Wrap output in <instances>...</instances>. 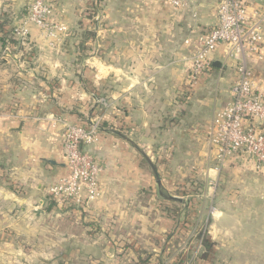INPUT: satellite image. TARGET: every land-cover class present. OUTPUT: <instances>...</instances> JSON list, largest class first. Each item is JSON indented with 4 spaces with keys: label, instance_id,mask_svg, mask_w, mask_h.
I'll return each mask as SVG.
<instances>
[{
    "label": "crops",
    "instance_id": "1",
    "mask_svg": "<svg viewBox=\"0 0 264 264\" xmlns=\"http://www.w3.org/2000/svg\"><path fill=\"white\" fill-rule=\"evenodd\" d=\"M49 1L55 36L32 25L27 46L3 54L0 44V264H264V178L242 153L220 165L209 139L238 60L220 45L189 83L186 40L217 23L218 0ZM28 3L0 0V20L20 24ZM246 3L264 33V0ZM261 47L248 63L264 95ZM96 93L108 100L88 148L101 194L60 204L51 187L70 171L64 126L94 122ZM187 178L204 193L164 194ZM188 202L182 234L193 239L175 243Z\"/></svg>",
    "mask_w": 264,
    "mask_h": 264
},
{
    "label": "built area",
    "instance_id": "2",
    "mask_svg": "<svg viewBox=\"0 0 264 264\" xmlns=\"http://www.w3.org/2000/svg\"><path fill=\"white\" fill-rule=\"evenodd\" d=\"M174 6L187 7L186 0H169ZM28 12L22 22L14 26L17 45L27 46L31 26L45 35L55 36L60 27L53 24V7L49 0H28ZM218 21L213 27L186 43L193 50L189 83H197L212 64L211 55L220 45L237 58V78L232 85V98L218 111L209 131L210 142L217 147L220 165L233 154H244L256 170L264 172V95L257 89L248 58L256 54L264 43L261 19H250L246 0H218ZM62 29H66L62 27ZM16 45L8 44L3 54H10ZM103 106L108 101L101 100ZM99 123L89 126L65 123L64 152L69 174L51 187L52 197L60 204L72 201H91L101 194V168L89 151L98 140Z\"/></svg>",
    "mask_w": 264,
    "mask_h": 264
},
{
    "label": "rangeland",
    "instance_id": "3",
    "mask_svg": "<svg viewBox=\"0 0 264 264\" xmlns=\"http://www.w3.org/2000/svg\"><path fill=\"white\" fill-rule=\"evenodd\" d=\"M3 17H5V16H3ZM8 17H9V14H8ZM8 19H9V22H10L9 25L12 28L14 27V24L17 25L15 23L16 21H14L13 17L10 16ZM83 36H84V34H83ZM17 48H19V45H16V49ZM29 51H26V52L23 51V52L26 55V53L29 52ZM96 94L98 96H94V95L93 96L95 97L96 102L98 103L97 104L98 111L94 115L93 120H94V123H96V122L99 123V127L101 128L102 126H104L103 114L107 110V107L103 106L101 100L102 99H105L106 101H108V100H107L106 97H102L101 94H98V93H96ZM115 126H116L117 130H120L119 126H117V125H115ZM115 126L113 128H115ZM100 128L98 129L99 133H100ZM99 133H98V140H97L96 143H98L99 140H100V134ZM157 166H158V164H157ZM259 173H260L259 174L260 176H258V178L259 179H263L264 178V172L259 171ZM154 188H155V190H157L155 192V194L158 195L159 194L158 193V188L155 187V186H154ZM154 191H153V188L152 189L151 188L150 189H146V190H143V194L146 193V194L149 195V194H152ZM163 191H164V194H166L167 196L171 194V195H178V196L191 198V197H196V196L202 195L204 193V187L202 186V183L199 182L198 180L187 178V179H182L181 181L177 182L176 186L173 189L172 188H169L168 190L167 189L166 190L163 189ZM195 206H196L195 204L190 203V202H188L185 205V215H186L185 216V220H184V222H182L181 229H180L181 231L179 232V234L177 236H175L176 239H177V241L175 243H181V242L183 243V241H190V239H193V235L189 234V232L191 231L190 227L192 225L191 223H189V220H191V218H192L191 213L193 211H195ZM184 228H187V230H189V232L182 234V229H184ZM175 233H178V232L175 231Z\"/></svg>",
    "mask_w": 264,
    "mask_h": 264
},
{
    "label": "trees",
    "instance_id": "4",
    "mask_svg": "<svg viewBox=\"0 0 264 264\" xmlns=\"http://www.w3.org/2000/svg\"><path fill=\"white\" fill-rule=\"evenodd\" d=\"M4 16L5 17L0 20V44L2 49H4L8 44L17 45V40L13 37L14 27L12 28L9 25L10 22L8 15L4 14Z\"/></svg>",
    "mask_w": 264,
    "mask_h": 264
},
{
    "label": "water",
    "instance_id": "5",
    "mask_svg": "<svg viewBox=\"0 0 264 264\" xmlns=\"http://www.w3.org/2000/svg\"><path fill=\"white\" fill-rule=\"evenodd\" d=\"M129 140H130V139H129ZM130 141H132V140H130ZM132 142H133V141H132ZM153 169H154L156 175H158V174H157V168L155 167V165L153 166ZM158 182L160 183V180H158ZM169 197H170L171 199H173V200H181V198H179V197H177V196L170 195Z\"/></svg>",
    "mask_w": 264,
    "mask_h": 264
}]
</instances>
